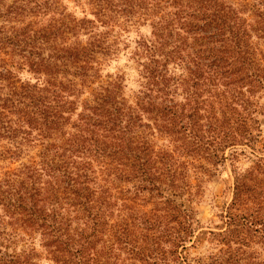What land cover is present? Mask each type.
<instances>
[{
    "label": "trees",
    "instance_id": "trees-1",
    "mask_svg": "<svg viewBox=\"0 0 264 264\" xmlns=\"http://www.w3.org/2000/svg\"><path fill=\"white\" fill-rule=\"evenodd\" d=\"M144 26L135 79L104 75ZM254 38L264 0H0V264H264ZM227 160L221 226L196 237Z\"/></svg>",
    "mask_w": 264,
    "mask_h": 264
},
{
    "label": "rangeland",
    "instance_id": "rangeland-1",
    "mask_svg": "<svg viewBox=\"0 0 264 264\" xmlns=\"http://www.w3.org/2000/svg\"><path fill=\"white\" fill-rule=\"evenodd\" d=\"M67 1V0H65ZM72 1V0H69ZM236 2H243V0H232ZM74 4L69 3L68 7L73 8ZM83 7V6H82ZM76 10L78 15H80V8H73ZM148 27H138L136 29H131L129 32V47L126 49H121L117 56L108 61L105 65L102 66L103 74H115V73H124L126 78L129 80H134L136 75L134 71V64L128 60V54L131 49L134 48V40L136 38V33H147ZM253 42L256 43L263 51L264 54V43L261 39L254 38ZM29 74L26 71H21L20 76L22 78L27 77ZM131 87L135 88V85L129 84ZM264 102V99H263ZM260 122L264 125V114L260 117ZM264 129V128H263ZM161 143V142H160ZM158 143V144H160ZM247 159L244 157H239L238 165L246 167L248 165ZM2 165V162H0ZM3 165H6L3 163ZM231 162L227 160L224 165H220L217 171L211 177H204L203 181L200 183V188L198 193L195 196V202L193 204L194 208L197 211V230L196 237H201L203 233L208 230V228L215 229V227L221 226L217 221L215 213L219 211L230 199L229 186L231 182ZM186 203V202H185ZM204 241H201L197 248L189 249L191 254H202L205 255L208 253L209 247ZM38 247V246H37ZM41 253L42 250L39 249ZM180 264V263H176Z\"/></svg>",
    "mask_w": 264,
    "mask_h": 264
}]
</instances>
